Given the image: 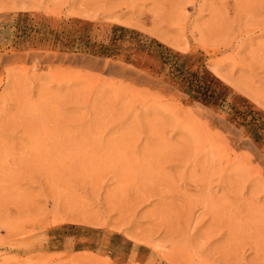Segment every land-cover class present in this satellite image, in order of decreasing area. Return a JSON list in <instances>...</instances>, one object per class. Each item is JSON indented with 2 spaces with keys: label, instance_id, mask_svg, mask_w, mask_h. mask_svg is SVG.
Returning <instances> with one entry per match:
<instances>
[{
  "label": "rangeland",
  "instance_id": "1",
  "mask_svg": "<svg viewBox=\"0 0 264 264\" xmlns=\"http://www.w3.org/2000/svg\"><path fill=\"white\" fill-rule=\"evenodd\" d=\"M0 264H264V0H0Z\"/></svg>",
  "mask_w": 264,
  "mask_h": 264
}]
</instances>
